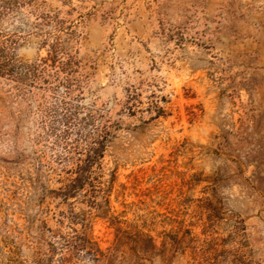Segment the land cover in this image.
Masks as SVG:
<instances>
[{
	"label": "rangeland",
	"instance_id": "obj_1",
	"mask_svg": "<svg viewBox=\"0 0 264 264\" xmlns=\"http://www.w3.org/2000/svg\"><path fill=\"white\" fill-rule=\"evenodd\" d=\"M0 264H264V0H0Z\"/></svg>",
	"mask_w": 264,
	"mask_h": 264
}]
</instances>
